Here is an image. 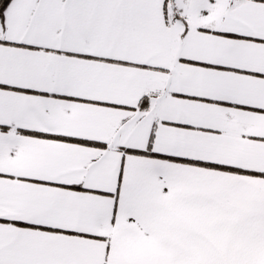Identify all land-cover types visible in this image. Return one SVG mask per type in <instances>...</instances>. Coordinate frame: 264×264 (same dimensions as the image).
I'll return each instance as SVG.
<instances>
[{
    "label": "snow or ice",
    "instance_id": "obj_1",
    "mask_svg": "<svg viewBox=\"0 0 264 264\" xmlns=\"http://www.w3.org/2000/svg\"><path fill=\"white\" fill-rule=\"evenodd\" d=\"M0 264H264V0H0Z\"/></svg>",
    "mask_w": 264,
    "mask_h": 264
}]
</instances>
